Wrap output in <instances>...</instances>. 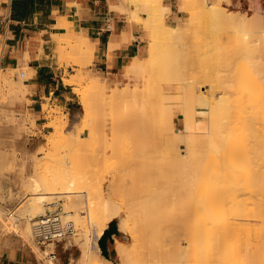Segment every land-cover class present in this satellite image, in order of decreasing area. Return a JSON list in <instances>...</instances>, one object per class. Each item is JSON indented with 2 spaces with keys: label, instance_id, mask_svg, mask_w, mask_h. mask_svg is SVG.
Returning a JSON list of instances; mask_svg holds the SVG:
<instances>
[{
  "label": "rangeland",
  "instance_id": "rangeland-1",
  "mask_svg": "<svg viewBox=\"0 0 264 264\" xmlns=\"http://www.w3.org/2000/svg\"><path fill=\"white\" fill-rule=\"evenodd\" d=\"M126 1H127L128 6L129 5L133 6L135 13L138 12L137 16H135L136 15L135 13H132L131 17L133 19L137 20L138 22H140L142 24L144 30H145L147 49H146L145 56L142 58L146 60L149 58V49H150L151 38H152L151 37L152 36V27L149 24L148 14L139 9V1L140 0H136V1L135 0H126ZM142 1H146V0H142ZM196 2L198 3L199 1L196 0ZM208 2L210 4H215L217 2V0H208ZM198 4H197V6H198ZM176 5H177V9H178V2H176ZM222 5L225 8L226 12L232 13V14H235L237 12L239 16L246 17L248 19L250 18L249 20H251V18L253 19V16L255 18H256V16H259V18L254 22L255 25H252V26H254L255 29H257L258 33H264V8L260 5L258 0H223ZM189 6L192 7V5H189ZM195 15H197L196 8H191L190 12H188L187 14L180 12V19L179 20L184 21L185 17H187L186 21H189L190 19H192L191 21H195L196 20ZM142 17H145V18H142ZM165 22L167 24L171 25V23L168 20V17L165 18ZM176 23H174V24H176ZM182 27H184L185 29L184 28L183 29L186 31L184 33L183 39L185 37L187 40L184 39V42L182 41L183 44L180 46V48L182 50H180V51H183V47H184L185 54H186V56H188V58L186 56L185 57L188 59L189 63H187L188 62L187 60H186L187 62L185 61V59L183 60L182 59L183 57L181 58V60H183V62L185 61V63L188 64V66L185 65L186 67H188L186 69V67L183 66L184 64L182 63L183 64L182 66L185 69L184 74H187V76H185V77L189 78L188 76L191 75V72L193 73L192 76H194V82L189 83L192 87V89L190 88L191 89L190 91H193L195 93V100H194V94L190 93L191 95H193L192 96L193 100L196 101V103H197V100L201 101V103H203V104L205 103V105H203L201 103H198V104H200L202 106H208L209 107L208 103L212 102V101H210V100H212L211 98H214V97L217 98L218 95L220 96L221 94L226 93L225 96H227L231 100L234 99V101H235V99L238 97L237 96L238 93L234 89L233 85L230 87L228 85L222 87V88L227 87L225 89V91L228 90V92L230 94H228L227 92L224 93V90L221 88L220 89H218V88L213 89L211 87L210 91H212V90L214 91V94H213L214 97H212L208 93V92H210L209 86H211V85H209V82H206V80H204V78L207 76V72L209 71L208 76L206 77V78L209 77L208 81H211L210 80L211 75H212V78L214 79V81H216V78H214V77H216L215 75L218 76L216 70L218 72H219V70L220 71L222 70L221 72H223V75H225L224 70L225 69L227 70L228 63L229 64L231 63L230 67H232V68H238V65H237L238 61H241V62L243 61L242 63H245L244 61H246V62L249 61L251 64H253L252 62L255 59V57L257 59V53L258 52L256 54H251L252 56H254V59L251 57V59H253V60H249V59L244 60V59H241L242 57H244L243 54L242 53H236V51H235V49L237 48V44H239L238 40H241V41L256 40V36L253 34V31L250 30L249 28H246L245 32H247L248 34L247 35L243 34L241 31V33L243 34L242 35L240 32L238 33V31L235 32V29L237 28L235 23H233V24H230V23L225 24L224 23V26H222V28L220 27L223 30H221L220 28L215 26V29H214V27H212V29H211L212 31L211 30H210V32H209V30L207 31V32H209L208 34L205 32H200V30H198L199 33L196 35V33H197V32L195 33V30L197 29L196 27L190 28V24L185 23V22L183 23ZM187 33L190 35H188ZM236 33H238V36L240 35L239 36L240 39L238 38V36L237 37L234 36V35H237ZM186 34L188 35L187 37H186ZM230 37H233V39ZM65 41L67 42V44ZM218 41H219V43H218ZM61 42L63 43L64 46H67L69 48V50L71 49V51H73L70 53L68 52V54L65 55L66 58L63 57L65 59H62L63 61L61 63L63 64V62H64L66 67H69V66L75 67L74 69H72V73H77L78 69H81L83 67L79 66L80 62H82V59L80 58V55H78L79 54L78 50L75 51V49H79L80 45H82V47H84V46L86 47L87 41H86L85 36L81 35V39H79V37H76L73 27H71V25H69L67 32L65 34H63V37L61 38ZM220 43H222V44H220ZM73 46H74V48H73ZM222 46H224V47H222ZM219 47H220L222 52L220 50H218ZM0 49H1V47H0ZM226 49H228V50H226ZM233 51H234V53H236V55H234V54L230 55L231 53H233ZM217 52H219V53H217ZM237 52H240V51L237 50ZM215 53H217V54H215ZM182 54L183 53H181V56H183ZM227 56H229V57H227ZM258 56H259V53H258ZM208 59L210 61H208ZM256 59H255V61H256ZM202 60L207 61V63H209V64L208 65L204 64V62ZM211 60H213V61L211 62ZM92 61H93V59H92ZM92 61H90V63H88L87 66L92 64ZM249 62H247V63L249 64ZM200 65H202L203 67ZM210 65H212V66H210ZM214 65L216 67H214ZM87 66H84V67H87ZM207 66H209V67H207ZM224 66H225V68H224ZM76 67H77V69H76ZM20 72L25 73V76L22 77V79H24V81L30 77V71L26 67L19 68V70L16 73V76L17 75L19 76ZM86 72L90 73L89 71H86ZM65 73L67 75H69V71L67 68H65ZM162 74L164 75V73H162ZM10 75L12 76L13 74H10ZM219 75L221 76L222 74H219ZM70 76L71 75H69V77ZM163 77L164 76H161L160 70H158V69L148 70V71H138V72L132 73L128 76H125V78L120 77L119 79L114 80V81L109 80V79H107L101 75V78L104 80L105 84H102L101 82L96 81L91 77L92 80L96 84H98L100 86V88L102 89V91L104 92L103 95H97L98 93L96 94L95 92H94V95L93 94L89 95L92 97V99H91L92 101L96 100L94 102V104H95L94 108L92 107L95 111V113L93 112V114L95 115L94 120L96 119L95 120L96 124L94 125V123H93L91 128H89V126L85 127V125H84L85 122L86 121L90 122V120H91L90 117H92L94 115H92V116L90 115V117H88L90 119L84 118L85 112L83 110V105H82V97H83V89L84 88L75 85L74 91L77 94V103L74 105L73 111L64 110L61 107H58L57 105L52 104L50 101H47L43 105V111H44V113L48 119L47 125L49 126V128L44 133H43V131H40L37 129V127L35 126V123H34L33 116L31 115V113L26 108V103H29L26 99L27 91L24 92L23 94H21V92L20 93L14 92L11 94V91L7 90L8 87H4L3 85H1L3 87H1V90H0V101L7 102L11 99L12 96L14 97V103L9 105L8 109L3 110L1 115H0V119H1L0 125L3 126L6 124V125L14 127V130L12 131V133L10 130H9V133L7 132L9 135H7V133L5 131L4 133H6V134L0 136V142H1L0 148L2 151H5V154L8 153L7 156L10 158L11 164H13L11 170L8 171L7 173L10 176L11 181L16 182L15 184L12 183L11 181L9 182L10 189L13 192L12 193L13 194L12 200H10V201L7 200V202L4 201L1 203L2 208L4 210L6 209L5 213L6 212L8 213L10 211L15 212V215L17 216L15 218H17V219H15L14 221L17 220V223L27 221V219L21 215V210L24 209V205H25L24 200L27 201V198L31 197L32 191L30 190L31 189L30 187L25 186V185L22 186V185L17 184V183L20 182L19 180L21 179V177L27 176V174L31 173L32 164L34 162H39L40 167H39L38 171H40L41 173L49 174V173H54V172H56V173L70 172L72 175H77L78 178H80L79 179L80 181L82 180L79 184L80 186L81 185L88 186L89 184L90 185L92 184L95 186L97 184L102 183L101 186H102L103 193L105 195L106 200H110L114 204L116 203V204H119L121 206L123 205L125 210H124L123 214L121 215V218H125V217L128 218L129 213L132 210H134V213H136V211L139 207H140L139 209L141 210V212L145 210L144 211L145 213H150V215H155V216H151V218H147L148 219L147 220L148 222H147L145 219H143L142 215L140 214L141 212H139L140 210L138 209L139 211L137 214H139L140 217L138 215L139 219H137L138 217H136L135 221L137 222L139 227H141L140 225H142V224H140V222L144 223L146 229L144 228V232H145L144 233L142 230L143 229V227H142V229H141L142 234L144 233V235H145L148 233L149 234V235L147 234L149 236L148 240L150 239L149 240L150 242L151 241L153 242V240H156V241H154L155 242L154 246L157 249H159V247H160V249H161V247H165V248L169 247L170 249H172L173 247L171 248V246H176L178 243H181L184 246L188 242V244L190 243L191 245L194 243L193 246H195V247H197V245H198L197 248L200 247L199 249L196 248L197 250L196 249L194 250L195 247L191 248V251L192 250L194 252L196 251L195 255H197V256H198V253L201 254V256H203V255L206 256V254L209 253L211 257L213 256V257L217 258L218 256H222V254H220V253H226V255L228 257V256H230V254H228L227 251L225 252L224 250L226 249V250L230 251L231 247L233 249L234 244H237L236 247H234L235 248L234 250H236V252H239L240 256L244 255V256H242V258L243 257L245 258L246 255L248 256L250 254L249 251L251 252L250 255L251 256L253 255L252 257H254L256 255L255 252L259 253V249H261V248L259 246L260 245L259 239H257V238H259L258 237V230H259L258 226L259 225H258V223H256L258 220L256 221V218L253 216H252L253 218H250L252 215V212L249 213L248 211L247 212L249 213L250 217L248 215L247 216L250 219L248 217L245 218L244 217L245 215L242 217V215H239V213L242 209L238 208L239 207L238 204L236 205L237 207L236 206L234 207V203H235L234 196L238 194L236 196L238 198L241 194V197H242V195L245 194L244 192L246 190L244 192H242L241 188L243 189L244 187H246V184H245V186H243L244 185L243 184L242 185L243 187L241 186V188L238 187L241 184H238V185L236 184V186L239 188V191L241 190V192L243 193L242 194L241 192H239L240 193L239 194L235 190H234L235 192L233 191V189H232L233 187L231 186L232 183H230V187H232L230 189L229 183L226 181V179L221 180L223 182L225 180V182H227V184H228L227 189L229 188L230 190H232L229 193L228 190L226 189V191L229 193V195L232 192H233L232 193L233 195L235 194L234 196H232L233 198L231 197L232 194L229 196L233 199L232 200L229 198L230 201H232L233 203L232 202L230 203V201L228 203L229 199L226 200V198H225V200L227 201V204H229V205H227L225 203L226 207L227 206H228V208H231L232 206L234 207V208L232 207L233 209H231V211H229V209H227L231 213L225 212L226 211V210H224L225 205L222 203L224 201L223 197H221V199L218 197L220 191L222 193V194L220 193V195L223 196V194H224L225 197L228 196V193H227V195H226V191H224L225 193H223L222 187H224V185L222 187H219L220 183L222 185V182H218V180H216V178H214L215 179L214 180L213 179L214 174L213 175H211V174L215 173V169L221 170L222 167L224 168L225 163L227 161L225 162V159H224V161H223V159H221L222 161L218 160L219 162H221L220 165L218 164L219 168L216 166H213L215 163H217V160H213V161L211 160L212 164H210V167H209V163H207V162H205L206 164L204 163L205 168L202 167L203 170L205 169L202 172V173H204L202 177H203V179L207 177L205 179V183H206L207 188L205 190H203L204 195H206L208 197L207 198L208 202L212 201L215 198L214 201L217 203V205L215 204L214 201L209 202L210 204H213V205H210L207 203V200H205L204 198H203V201L201 200L202 195H203L201 183L198 182V183H200L199 184L200 188H199L198 183H196L194 181L195 179L197 180L198 176L194 180H192L191 176L189 175L191 178L190 179L189 176L187 175V173H189L188 172L189 168H191L192 166L189 165L188 170H185V171H187L186 173L183 170V168L186 165H185V163H182V161H180L181 159L179 158L180 159L179 160L178 157L181 155H183V156L186 155L185 151H186V147H187L186 146L187 139H186L185 135H182L183 138L181 136V137L176 138V139H174V138L170 139V136L168 135V131H167L168 129L166 130V128H167V126H166V121H167L166 119L167 118L166 117H167L168 109H170V112L172 114L173 128H176V129L185 128V124H184L185 123V121H184L185 116L183 114V106H182L183 82L181 80L179 81V79H177L179 82L178 81L174 82L172 80L170 82L168 80L169 76L167 78V81L164 80L165 77H164V79H163ZM12 78H14V75L12 76ZM19 78H21V76H19ZM191 78L187 79L186 82H188ZM192 80H193V78L191 79V81ZM184 82H185V80H184ZM212 83H213V80H212ZM184 86L186 87L187 83H185ZM125 87L127 89L129 88L131 90L137 89L136 92H139V91L143 92L144 91L147 94L146 98H148V100H149V102H147V105L141 99H140L141 101H139L138 98H137L138 100L137 99L135 100V97L132 98L133 96L131 97L129 95H126L123 97L122 95H120L119 93L123 92V90H125ZM122 88H124V89H122ZM3 89H5V90H3ZM2 90L4 92H1ZM234 90H235V93H237V94L234 93V95H233ZM7 91H8V93H7ZM16 93H18L17 96L19 98H17ZM115 95H117L118 97L116 96L117 97L116 98ZM93 96H97V97L101 96L102 98L104 97L102 99L103 103H102V101H100L101 99L99 100V98H98V100H97L96 97H93ZM196 96H197V98H196ZM231 96H233L234 98ZM200 97H204L205 99L207 98L206 99L207 101L204 102L203 101L204 99H201ZM93 98H94V100H93ZM199 99H201V100H199ZM208 99H210V100H208ZM142 102H144L145 105L143 104V106H142V104H141ZM91 103L93 104V102H91ZM129 115H130V117L132 116V120H133V115H134V118H137V119H139V117H140L141 121L143 118H145L147 120L144 119L146 122L144 124L142 123L143 126H141L140 124L138 125L136 123H134L135 125H133V123L131 124V122L128 119ZM147 116H148V118H147ZM85 117H86V115H85ZM115 119H118V121H115ZM83 120H86V121H83ZM64 121L65 122L67 121V122L65 123ZM7 122H10V124ZM81 122H83V123H81ZM56 124H58L59 127H62L61 129L63 131L64 137L70 136V139H71V137H75V136L79 137L77 134H79L80 132H81V134H79V135H84L83 139L80 140L79 142L77 141V144L74 143L75 147H74V145L72 147V150H73V148H75L76 152L75 151L74 152L76 153V155H74V156H77V157H74L76 159L74 161H72L73 163L71 165H69V167L63 166V161L60 162L61 160H63V158H61L62 156H60V155H63V154L68 155V151H70L69 152L70 155L71 154L73 155L74 153H71V150H68L67 148L64 149V148L58 147L57 140L59 139V135L56 132ZM90 124L88 123V125H90ZM117 124H119V125H117ZM82 125H84V127ZM79 126L82 127V129H80ZM261 128H262V126H261ZM79 129H80V131H77ZM47 131H49V132H47ZM4 133H2V134H4ZM3 140H4V143L2 142ZM65 150H68V151H65ZM56 152H57V156H56ZM54 155H55L56 159L53 158ZM70 155H68V157ZM57 157L61 158L59 161L60 163H56ZM52 158H53V161H52ZM71 159H73V157ZM155 159L157 160V162ZM174 161H176V162L174 164H172V162H174ZM214 161H215V163H213ZM241 161L244 162L242 159H241ZM241 161H239V160H238V162L236 161L235 165L233 164L235 161H233L232 164H230L231 163L230 161L227 163L226 166H227V169H229L228 170L229 172L227 173V176H226V177H228L227 180H230L231 182L236 181L235 183L240 181V179H242L244 182L249 180V179H247L248 177H250L249 173H251L249 171L250 170L249 167L251 166V169H253V163L251 161L250 166L248 163L246 166L245 165L246 162L243 164ZM180 162H181V165L183 164V168L182 169L180 168L178 171H181V170L184 171V172H182L183 174L181 172H179L183 176H184V173L186 174V176L182 177V179L180 177H178L179 173H177L178 172L177 169L179 167H182L179 164ZM170 163H171V165H169L170 168H168L167 165ZM237 163H239V164H237ZM151 164L154 165L153 166L154 170H152ZM229 164H230V167H232V168H229V166H228ZM22 165H24V169H23L24 172L22 171L24 174L21 172ZM148 165H149V167L151 166L150 169L147 167ZM222 165H224V166H222ZM232 165H234V168ZM155 166H156V169L158 166V171L155 169ZM172 166H174V167H172ZM247 167L249 170H247ZM263 167H264V165H263ZM235 168H236V170L239 169V173H240V170H242L241 171L242 175L244 174V171H247V173H246V174H248L247 177H246V174H244L243 177H240L239 173H237V172L234 173L232 171V169H235ZM243 168H244V170H243ZM184 169H186V168H184ZM209 169H211L210 170L211 172L209 171ZM263 169L264 168H262V170ZM149 170H150V172H148ZM155 170L159 174V175L157 174L159 176V178L157 176H156V178L159 179V182H158L159 184L161 181L160 185L157 183L158 179H156V178H153L154 181L151 180L154 184L150 183L151 184L150 185L148 182V179H150V176L151 177H153V175L155 176V174H154ZM170 171H173L175 173H171ZM230 171H232L234 174H236V173H237V175L239 174L238 178L237 179L234 178L235 175L233 174L234 175L233 176ZM253 171H254V169H253ZM151 172L153 175L151 174ZM221 172H222V170H221ZM202 173L201 174L199 173L200 174L199 177L202 175ZM225 173L223 172L222 174H225ZM219 174H220V172L216 173L215 175H217V176H215V177L220 176ZM244 176L246 177L247 180L244 179L245 178ZM136 177H137L139 183L134 181V179ZM174 177H176L178 179H176ZM186 177H188L190 180V181L187 180L188 182H191V180H192L194 183L197 184V185L195 184L197 187H195L193 185L195 189L198 188L197 190H194V192H193V190L191 189L192 190L191 191L189 185H187L189 187V190L187 189L188 187L186 186V183L184 182L186 179H183ZM143 178H145V180ZM179 179L181 182L179 181ZM212 180L214 182H218V185H215V186L212 185L214 183ZM141 181H142V184H141ZM169 181H170V185H169ZM144 182H145V186H147V182H148L149 186H152V187H150L152 189L151 191H149L150 189L148 187H147L148 192L146 191L147 188L144 186ZM162 182H163V184H162ZM183 182L185 183V187L182 190L181 188L183 187ZM201 182H202V180H201ZM135 183L138 185H136ZM240 183H243V182L240 181ZM248 183L250 184V187L252 186L253 191L251 190L252 192H250V190H249V192H248V190H247L246 193L250 194L251 197H253V198L255 197L254 199L257 202L256 196H258V194L256 191H254V190H257L255 188L256 186H255V184L253 185L250 182H248ZM248 183H247V187H248ZM171 184L174 186V189L176 187V189L178 190L177 193L179 195L174 194V192H173L174 189H173V186ZM135 185H136V188L133 187ZM162 185H164V186H162ZM190 185H191V183H190ZM139 186H140V188H139ZM169 186H170V188H169ZM179 186H181V187H179ZM212 186H214L213 188H215V191H217L216 189L219 190L218 193L216 192L217 195L216 194L213 195L214 191H212L213 190ZM233 186H234V184H233ZM137 187L139 189H137ZM155 187L157 190L160 189L159 190L160 192H158L159 194L157 193L158 195H156L153 191V190L156 191ZM237 187L234 189L238 190ZM178 188L181 189V192H182V195L184 198L181 197L182 195H180L181 192L179 193L180 189H178ZM20 189H21V191H20ZM134 189H136V190H134ZM249 189H251V188H249ZM161 190H162V192H161ZM171 190H172V192L170 193ZM184 190H185V192H186V190L188 192H186V193L184 192V194H183ZM17 192L21 195H19ZM192 192L195 193L193 195L195 197L193 200L195 206L193 205V207L196 208L197 203H195V201H197L199 203L200 202H202L203 204L205 203L204 205L202 203H200L201 205L204 206V208L199 203H198L200 205L199 209L198 208L195 209L193 207H190L193 204V202L189 199L190 203H192V204L188 203L189 202L188 198L192 195L191 194ZM185 194H186V199H185ZM247 194H246V196H247ZM250 195H248V198L252 199L250 197ZM170 196H171V198L168 199V197H170ZM211 196H212V198H211ZM216 196L218 197V199H217L218 201L216 200ZM244 196L242 198L244 201L245 200L248 201V202H246L248 205V208L249 207L252 208V206H250V205L253 202L251 201L252 203L250 204L249 199H244ZM94 197H96V195H94ZM172 197L174 199H176L178 197L177 200L174 201V203H171ZM179 197H180V199H179ZM72 198H77V197L73 196ZM150 198H152V199H150ZM182 198L185 199L186 201H188V202L184 201L186 204H189V206H187V209L185 207V209L188 213L189 212L192 213L190 210L192 208H193L192 210L194 213H195V211H197V214H199V212L201 210L203 212V209L208 208L207 209L208 213H210V214H208V216H210L211 221L214 220L210 224L212 225V224H215L216 221L217 222L219 221V223L217 225L215 224L216 227L218 226L217 229H215V227L213 225L216 234L219 231H229V228L226 229L227 227L226 228H224V226L221 227V225H223L224 222H225V224L230 223L231 225H233V224L235 225V226L233 225V227L230 226L231 227L230 231L234 230L233 232L230 233V237H229L230 231L225 232L224 236L222 237L221 244L223 245V247L221 249L216 248L219 245L215 241H213V240H215L214 238H212L213 240L210 238L212 241H209L210 239L208 237H210V236L212 237V235H213V233L210 234V232L212 230L209 232V229H208L209 233L208 232L207 233L210 236L205 231L204 234H206V236L208 235L206 238H205V236L202 237L203 235L201 237H199V236L196 237L197 239L200 238L199 241L201 240L200 241L201 245H200L199 241L196 240V238H195V241H197V242L195 245V241L191 238V234L188 232V230H190V228H188V230H187V227H190V225H187L186 229H184V230H183V228L180 229L178 226L176 227V225L179 222H181V221H179V218L181 220L180 211L182 210L181 207H182L183 203L181 202L182 203L181 204L179 202V200H181ZM239 199L242 200L241 198H239ZM239 199H237V200H239ZM254 199H252V200H254ZM95 200L98 201V199H96V198H95ZM240 200L238 202H241ZM151 201H153V202H151ZM154 202H156L155 208H157L158 211L155 210L154 207L152 208V206H154L153 205ZM238 202L236 201V203H238ZM63 203H64V199H59L56 204L55 203L51 204L50 205L51 210L47 209L46 212L56 210V211L61 213L63 211V207H64ZM145 203L147 205L146 207H144ZM148 203H150V204H148ZM221 203L224 206L221 205ZM243 203H245V202H243ZM149 205H150L151 209L148 208ZM170 205L172 206V208ZM19 206H21V207H19ZM175 206L177 208L178 207L179 208L177 209ZM220 206L224 207L223 211H221V209L223 207L220 208ZM142 207L144 209H142ZM241 207H243V206H241ZM135 209H136V211H135ZM188 209H189V211H188ZM209 209L210 210L212 209V210L210 211ZM234 209H237V210L239 209L238 210L239 213L236 212V210L234 211ZM246 210H247V206L244 209V211H241V212H243L242 214H244L246 212ZM83 211L84 212L82 214L86 216L85 217V229L87 230V228L89 227L88 230H90V228H93V225H91L92 223L90 224L88 222V214L86 212V208H83ZM155 211H156V213H155ZM253 211H255V209H253ZM144 212H142V213H144ZM202 212H201L200 216L199 215H197L198 217L196 216L197 218L196 217L193 218L194 215L192 216V219L195 220V221L194 220L193 221L196 222L197 225L194 224V222H193V224L197 227H199V226L201 227L203 225L201 222L204 223V221L206 220L204 217L205 214H203ZM167 213L170 215H168ZM183 213L184 212L181 213L182 216H183ZM228 213L231 215L229 217L225 216ZM235 213H237L238 215H235ZM178 214H179V216L177 217L176 215H178ZM36 216H38V215H36ZM220 216H222L223 221H221ZM237 216H238V218H237ZM239 216H241V217H239ZM35 217H33V219ZM169 217H171V218H169ZM211 217L213 220L211 219ZM90 218H91V216H89V219ZM121 218L118 217L117 221L120 222ZM176 218L178 219V221ZM192 219L190 221H192ZM198 219H201L200 220L201 222L198 223L197 222ZM202 219H204V221ZM238 219H240L241 221H246V222H239ZM175 220H176V222H173ZM230 220H231V222H230ZM232 220H235V222H233ZM8 221L10 223L12 222L10 220H8ZM71 221H73V220H71ZM138 221H140V222H138ZM170 221L172 223H170ZM190 221H189V223H191ZM248 221H250V222H248ZM86 223H87V225H86ZM198 224H200V225H198ZM74 225H75V222H74ZM90 226H92V227H90ZM75 227L77 230L76 235L67 240L68 243L70 242L69 243L70 246H69L68 250H66V252H63L60 248L57 247V245L56 246L52 245L50 250H53L55 247L57 257L58 258L62 257L63 262H65V260H67V262H69L71 264H85L83 262V258L81 257V249H80L81 244L80 243H82V241H83V238L81 236V232L82 231L85 232L86 230L81 229V227H79V225H75ZM236 227H238V228L236 229ZM241 227H242V230H241ZM232 228H233V230H232ZM15 229L17 230V227H15ZM160 229H161V231H160ZM192 229H194V226ZM195 229H199V228L195 227ZM139 230H140V228H139ZM177 230H179V231H177ZM182 230H183V232H182ZM18 231H19V229H18ZM170 231H171V233H170ZM175 231H177V232H175ZM2 233H0V237H3V236L8 237L9 236V235H7L6 231L2 232ZM169 233H170V235H169ZM144 235H142L143 239H146L147 236L145 235V237H144ZM10 236H11V238L14 236L12 239H16V240L22 242L23 244H25L26 246H29V248L32 251H34V248L37 246L33 242L32 237H31V241H28V240L16 238L18 236H15V235H10ZM10 236H9V238H10ZM126 236H127V241L131 242V240H132L131 237L128 235H126ZM169 238H171V240ZM225 238H227V239L225 240ZM146 240H144V242H146V243L149 242ZM202 240L205 242L202 243ZM206 240H208V243L211 242V244H213L212 245L213 247H210V245L208 246L207 245L208 243H206ZM235 242H237V243H235ZM197 243H199V244H197ZM205 243H206V245H205ZM215 243L217 245H214ZM30 244H33L32 245L33 248ZM238 244H239V249H238ZM157 245H160V246H157ZM193 246H191V247H193ZM225 247H227V248H225ZM37 248H39V247L37 246ZM247 248H249V249H247ZM46 249H48V248H46ZM220 250H221V252H220ZM193 251L190 254V259H192V261L193 260L195 261L196 257L193 256L194 255ZM216 251H218L217 256L214 255V254H216ZM206 252H208V253H206ZM247 252H248V254H247ZM231 254H233V252H231ZM35 255L37 256V258L39 260L44 258V254L40 253V255H39L38 253H35ZM201 256H198V257H201ZM224 257L227 259L226 256H224ZM248 257L250 258V256H248ZM248 257H246V259H244L245 264H247V263L248 264L249 263L250 264H252V263L256 264L255 263L256 261L258 264V260H257L258 256L257 257L255 256L257 259L255 257L253 258L254 259L253 262L251 260H249ZM227 260H224V261H227ZM246 260H247V262H246ZM113 262H115V263L119 262L118 257H117L116 261H113ZM227 262L230 264V259ZM223 263H225V262H223ZM223 263H221V264H223ZM49 264H51V261H49ZM238 264H240V263H238Z\"/></svg>",
  "mask_w": 264,
  "mask_h": 264
},
{
  "label": "bare ground",
  "instance_id": "bare-ground-1",
  "mask_svg": "<svg viewBox=\"0 0 264 264\" xmlns=\"http://www.w3.org/2000/svg\"><path fill=\"white\" fill-rule=\"evenodd\" d=\"M124 1L127 3L126 0H124ZM198 1H199L198 2L199 4L196 2V0L195 1L194 0H177V2H178V10L180 12H182V13L187 14L188 12H190L191 8H196V10H197V15H195L196 16V20L195 21H191L192 19H190L189 21H186L187 17H185V20H184L185 23H189L190 24V28L191 27H193V28L196 27L197 28L195 30V33L197 32L196 35L199 33L198 30H200V32H205V33L208 34L210 32V30L212 29V27H214V29H215V26L218 27V28H220V27L222 28V26H224V23L225 24H227V23H230V24L235 23L236 26H237V28L235 29V32L238 31V33L239 32L241 33V31H242L243 34L247 35L248 33L245 32V29L249 28L250 30L253 31V34L256 36V40H244V41L238 40L239 44H237V48L236 49L238 51H240V52H237V50L235 49L236 53H242L243 54L244 57H242L241 59H244V60L245 59L246 60L247 59L253 60L254 56H252L251 54H256L258 52L259 53V56H258V53H257V59L258 60L255 57L256 61L254 59L253 62H252L253 64H251L249 61H247V62H249L250 65L246 61H244L245 63H242L243 61L242 62L238 61V64H237L238 68H232V67H230L231 63L230 64L228 63L227 70L226 69H225L226 71L224 70L225 75H223V72H221L222 70L221 71L219 70V72L216 70V72L218 74V76L215 75L216 77H214V78H216V81H214V79L212 78V75H211L212 73L210 74L211 75L210 77L212 79L210 78L211 81H208L209 77L208 78H206V77L208 76V72H209L208 70L209 69L207 68L208 72H207V76L205 77L206 79L204 78V80H206V82H209V85H211V86H209L210 88L208 87L209 91H210L211 87L213 89H217V88L220 89L221 88V89L224 90V93L227 92L228 94H230L228 92V90L225 91V89L227 87H224V88H222V87L223 86H227V85L230 87V86L233 85L234 89L238 93V95H237L238 97L235 99V101H234V99L231 100L227 96H225L226 93L225 94H221L220 96L218 95L219 97L216 95L217 98H215L213 96V94H214L213 90H212L213 92L212 91L208 92L210 94V96L214 97V98H211L212 100L208 99V100L212 101L211 103H208L209 107L208 106H202V105L198 104V103H201V101L197 100V103H196V101H194L195 100V93L193 91H190L192 89V87L189 84V83H193L194 82V76H192L193 73L191 72V75L188 76V77L189 78L192 77L193 80L191 81V79H192L191 78L188 82H186V80L189 79V78L185 77V76H187V74H184L185 69L183 68V66H185V65L188 66L187 63H189V61L187 59L188 56H186V54H185L184 47H183V51H180V50H182L180 48V46L183 44L182 41L184 42V39H186L185 37L183 39L184 33L186 32L184 30L185 28L182 27L184 22L181 23V25L178 24L177 26L169 25V24H167L165 22L166 16L170 15L171 11H170V7L168 5L163 4V0H146V1L140 0L139 1V9L141 11H144L145 13L148 14L149 24L152 27V36H151L152 38H151V44H150V49H149V58L144 60V61H141V59L139 60L138 58H133L134 59L133 62H131V63H129V64H127V65H125L123 67V69H122L123 72L122 73H123L124 76H128V75H130L132 73H135V72H138V71H148V70L158 69V70H160L161 76L165 77V79L163 77L164 80L167 81V78L169 76L170 79L168 78V80L170 82H171V80L174 81V82L178 81L177 79H179V81L181 80L183 82V97H182V101L183 102H182V106H183V114L185 116L184 117L185 128H182V129L173 128L172 114L170 112V109H168L167 117H166L167 118L166 119L167 120L166 121V126H167L166 130L168 129L167 131H168V135L170 136V139L171 138L172 139L173 138L176 139V138L181 137L182 135H185V137L187 139V141H186V146L187 147H186V151H185L186 155H184V156L181 155L182 157L181 156L178 157V159L179 158L181 159V160L180 159L179 160L182 161V163H185L186 166L184 168H186V169L183 168V164L181 165V162H180L179 164L182 167H179L177 169V171L180 168L181 169L183 168V170L185 171V170H188L189 165L192 166L191 168H189L190 171L188 170L189 173H187V175L188 176L190 175L192 180H194L198 176L197 180L195 179L194 181L196 183H198V182L201 183L202 193H203L201 200L203 201V198L205 200H207V198H208L206 195H204V191H203V190H205L207 188L206 187V183H205V179L207 177L204 178V179L202 177L203 174H204L202 172L205 170V169L204 170L202 169V167L205 168L204 163L205 162L209 163V167H210V164H212L211 160L212 161L213 160H217V163H215V161L213 162V163H215L213 166L218 167V164L219 165L221 164V162H219L218 160L222 161L221 159H223V161H224V159H225V162L227 161L225 163V166L222 165V166H224V168L222 167V169H221L222 172H221V170H216L215 169V173H212L211 175L214 174L213 179L216 178V180H218V182H222V185L220 183L219 187H222L224 185L225 188L222 187L223 188V193H225L224 191H226V189H227V186H228L227 182H228L230 189L233 187L232 188L233 191L235 190L238 193L241 192V190H242V192H244L246 190L244 192L245 196L242 195V197L244 196V199H249V203L250 204L252 202L256 203V204L254 203L255 205L252 203L250 205V206H252V208L251 207L248 208V205L246 203L248 201H246V200L244 201L243 198L241 197L240 193H239L240 196L238 198L236 197L238 194L237 195L234 194L235 196L232 194L233 192L231 193L232 195L230 194L231 197L234 196L235 203H236V201L238 202L240 200L239 198L242 199V200H240L241 202H238L236 204L234 203V207L238 204V206H239L238 208L242 209L241 211H244V209L247 206V210H246V212L244 214H242L243 212H241V211H240V213H241L240 214L239 211H238L239 209L238 210L234 209V211L236 210V212H238L239 215H242V217L245 215L244 216L245 218L248 217V216L250 217L249 213L252 212V215H251L250 218L255 217L256 221L258 220L256 223H258V225H259L258 226V229H259L258 230V237L259 238H257V239H259V244H260L259 246H260L261 249H259V253L255 252L256 253L255 256L256 257L258 256V259L255 256L254 257L258 260V264H264V169L262 170V168H264L263 167V165H264V33H258L257 29H255V27L252 26V25H255L254 22L259 18V16L255 15L256 18L253 16V19L251 18V20H249L250 18L248 19L246 17H241V16L238 15L237 12L235 14L228 13V12H226L225 8L222 5V1L223 0H217V2L215 4H210L208 2V0H198ZM188 4L192 5V7L189 6ZM197 4H198L199 7L197 6ZM116 9H118V7H116ZM131 13H135V12L133 11ZM135 14H136L135 16H137L138 12L135 13ZM63 21H65V20H63ZM59 22H60V20H59ZM61 24H62V20H61L60 25ZM60 25L58 23V26H60ZM61 26H63V24ZM71 27H73L76 37H79V39H81V35L82 34H81L80 30L78 28L72 26V25H71ZM208 30H209V32H207ZM221 30H223V29H221ZM238 33H236L237 35H234V36L237 37ZM187 34H186V37L188 35H190V34H188V35ZM239 36H238V38H239ZM230 38L233 39V37H230ZM219 41H218V43H219ZM66 44H67V42H66ZM220 44H222V43H220ZM87 45L88 44H86V47L84 46L85 48L82 47V45H80L81 47L79 46V49H75V51L78 50V53H79L78 55H80V58L82 59V62H80L79 66H86L94 58V47H93V45H91V44H89L88 46ZM224 46H222V47H224ZM73 48H74V46H73ZM218 50L221 51L220 47H219ZM226 50H228V49H226ZM68 52L70 53V52H73V51H71V49L69 50V48L67 46L61 45V49H60V53H59L60 55L58 54L60 62L63 61L62 59L66 58L65 55H67ZM219 52H217V53H219ZM181 53H183L182 54L183 56H181ZM217 53H215V54H217ZM236 53H234V51H233V53H231L230 55H233V54L236 55ZM25 56H27V55H25ZM63 57H65V58H63ZM227 57H229V56H227ZM251 57L253 59H251ZM181 58L183 60L185 59V61L187 60L188 62L187 61H186L187 63H185V61L183 62V60H181ZM202 61L204 62V64H207V65L209 64V63H207V61H204V60H202ZM208 61H210V60L208 59ZM212 61L213 60H211V62ZM60 64L62 65V63H60ZM63 64H64V62H63ZM22 66H24L23 63H22ZM200 66H202V65H200ZM210 66H212V65H210ZM207 67H209V66H207ZM214 67H216V66L214 65ZM187 68L188 67H186V69ZM224 68H225V66H224ZM18 70H19V68L7 69V70H4L3 68L0 69V90H1V87L4 86V87H8L7 90L11 91V94L14 93V92H18V93L21 92V94H23L24 92L28 91V88H27V86L25 84L24 79H22V77L19 78L20 75L19 76L17 75L18 77L16 76V73H17ZM162 73H164V75ZM10 74H13L14 78H12L13 75L11 76ZM219 74H222V75L220 76ZM184 80H185V82H184ZM212 80H213L214 84L212 83ZM64 81H65V83H67L69 85H74V86L76 85V86H80V87L84 88L83 89V97H82L83 110H84L85 115H86V117L84 115V118L87 119L88 117H90V115L91 116L94 115L93 112L95 113V111H94L93 108L95 106L94 102L96 100L92 101L91 100L92 97L89 96V95H92V94L94 95V92L96 94L98 93L97 95H103L104 92L102 91V89L100 88V86L98 84L93 83L90 80L88 72L81 71V70L78 69L76 74H73V75H71L68 78H65ZM185 83H187L186 87L184 86ZM1 85H3V86H1ZM5 89H3V90H5ZM122 89H124V88H122ZM3 90L1 92H4ZM132 90L129 89V88L127 89L125 87V90H123V92H120L119 94L122 95L123 97L126 96V95H129L131 97L133 96L132 98L135 97V100L138 98L139 101L142 100L147 105V102H149L148 98H146L147 94L144 91L143 92L142 91L141 92L140 91L136 92L137 89H134L133 90L134 92ZM235 90L233 91V95L235 93ZM7 93H8V91H7ZM18 93H16V96H17ZM190 93L194 94V100L192 98L193 95H191ZM237 93H235V94H237ZM116 96L117 95H115V97ZM93 97H96L97 100H98V98H99V100L101 99L100 101H102V103H103L102 99L104 97L103 98L101 96H99V97L93 96ZM231 97H233V96H231ZM17 98H19V97L17 96ZM196 98H197V96H196ZM200 98L204 99L203 100L204 102L207 101L206 100L207 98L206 99L204 97H200ZM201 99H199V100H201ZM93 100H94V98H93ZM91 102H93V104ZM144 102L141 103L142 106H143V104L145 105ZM13 103H14V97L13 96L7 102L0 101V115H1L3 110L8 109L9 105H11ZM201 104H203V103H201ZM203 105H205V103ZM128 117H129L128 118L129 121L131 122V124L133 123V125H135L134 123H136L138 125L140 124L141 126H143V124L146 122L145 120H147V119L143 118L142 121H141L140 117H139V119H137V118H134V115H133V120H132V116L130 117V115H129ZM90 118H91L90 122L86 121V120H83V121L87 122V123L85 122V124H84L85 127L89 126V128H91L93 123H94V125L96 124L95 123L96 119L94 120L95 115L90 117ZM90 118H88V119H90ZM147 118H148V116H147ZM115 121H118V119H115ZM7 123L10 124V122H7ZM81 123H83V122H81ZM88 123L89 124L91 123L90 124L91 126L88 125ZM84 125H82V126L84 127ZM117 125H119V124H117ZM261 126H262V128H261ZM61 128L62 127H59L58 124H56V132L59 135V139L57 140V145L60 148H64V149L67 148L68 150H71V153H74V154L70 155V153H69L70 151L65 150V151H68V155H70V156L68 157V155H65V154L60 155V156H62L61 158H63V160L60 161L61 158L57 157L56 163H60V162L63 161V166H65V167L68 166L69 167V165H71L73 163L72 161H74L76 159L74 157H77V156H74V155H76V153H75L76 150H75V148H73V150H72V147H73L74 143L77 144V141L79 142L80 140H82L84 135H79V134H81V132H80L79 134H77L79 137L75 136V137H71V139H70V136L69 137L68 136L64 137L63 131H62ZM80 129H82V127H80ZM80 129L77 130V131H80ZM9 130L12 133V131L14 130V127L6 125V124L3 125V126L0 125V136L5 135L7 132L9 133ZM5 131H6V133H4ZM2 133H4V134H2ZM8 133H7V135H9ZM182 138H183V136H182ZM2 142L4 143V140ZM74 147H75V145H74ZM7 154H5V151H2L1 148H0V233L6 231L7 235H9V236L10 235H15V236H18L16 238L31 241V226H32V222L31 221H32L33 217H35L36 215L45 214L47 209L51 210V208H50L51 204H53V203L56 204L59 199H64L63 211L60 213L64 220H70L71 219V220H73L75 222V225H79V227H81V229L84 230L85 229V217L86 216L83 215L82 213L84 212L83 208H86V212L88 214V222L90 224L92 223L91 225H93V228H90V230H88L89 229V227H88L87 230L85 229L86 230L85 232L84 231L81 232V236L83 238V241H82V243H80L81 244L80 249H81V257L83 258V262L85 264H221L223 262H225L223 264H226V263L229 264L227 262L229 259H230V264H232V263L233 264H238V263L245 264L244 259H246V257H248V256H250V258L248 257L249 260H251L252 262L254 260L253 259L254 257H252L253 255L252 256L250 255L251 254L250 251H249L250 254L248 256L246 255L245 258L244 257L242 258V256H244V255L240 256V253L236 252V250H234L235 249L234 247H236L237 244H234L233 245L234 246L233 249L231 247L230 251L226 250V249L225 250L223 249L225 252L227 251V253L230 254V256L227 257L226 253H220V254H222V256L223 255L226 256L227 259L229 258L228 260L224 256L223 257L222 256H218L217 258H215L213 256L211 257L208 252H206L208 254L205 253L206 256L203 255L204 257L201 256V254H199L197 252L198 256H201V257H198L197 255H195L196 251L194 252L192 250L193 253H194L193 256L196 257L195 261L194 260L192 261V259H190V254L192 252L191 248H194L195 246H193L194 243L191 245L190 243L188 244V242L184 246L181 243H178L176 246H171V248L173 247L172 249H170L169 247L168 248L161 247V249L159 247V249H157L154 246V244H155L154 241H156V240H153L154 243L152 241L150 242L149 241L150 239L148 240V238H149V236H148L149 234L148 233H147L148 235L145 234L147 236L146 237L147 240L143 239L142 235H144V233H145L144 232V228H145L144 223L138 221V222H140V224H142V225H140L141 227H139V225L135 221L136 217H138V215H139L137 213L140 210L139 209L140 207L138 208L139 210L137 209V211L135 209L136 213H134V210H132L129 213V217L128 218H126V217L125 218H121V215L123 214V212L125 210L123 205L121 206V205L116 204V203L114 204L110 200H106L105 195L103 193L102 186H101L102 183L97 184L95 186L92 185V184H91L92 186L90 184L88 186H86V185H84V186L81 185L80 186L79 184H80V182L82 180L80 181L79 180L80 178H78L77 175H72L70 172H65V173H56V172H54V173L44 174V173H41L40 171H38V169L40 167V163L39 162H34L32 164L31 173L27 174V176L21 177V179L19 180L20 182L18 181L19 183H17V184H20L22 186L25 185V186L30 187L31 188L30 190L32 191L31 192V197H28L29 199L27 198V201L24 200V202H25L24 209L21 210V215L24 218H26L27 221L26 222L17 223V220L14 221L15 219H17V218H15V217H17L15 215V212L10 211L8 213L7 212L5 213L6 209L4 210L2 208V205H1L2 202H4V201L7 202V200L10 201L13 198V196H12L13 192L11 191L10 185H9V182L11 181V178H10V176L7 173L8 171L11 170L13 164H11L10 158L7 156ZM56 156H57V152H56ZM72 157H73V159H71ZM53 158L56 159L55 155L53 156ZM53 158H52V161H53ZM241 159L244 162H242ZM228 160L231 162L230 164H232L233 161H235L233 163L234 165H235L236 161L238 162V160L241 161L243 164L246 162V164H245L246 166H247V163L250 166V163L252 161L254 171H253V169H251V166L250 167L248 166L250 170L248 169V167H247V170H249L253 175L251 173H249L250 177H248L247 179H249V180H247L246 177H247L248 174H246L247 171H244V174H246V177L244 176L245 177L244 179H246L247 181L244 182L242 179H240V181L243 182V183H240V181L235 183L236 181L235 182L234 181L231 182L230 180H227L228 177H226V176H227V173L229 172L228 171L229 169H227L226 165L229 162ZM156 162H157V160H156ZM175 162L176 161L172 162V164H174ZM230 164L228 166H229V168H232V167H230ZM237 164H239V163H237ZM169 165H171V163L167 165L168 168H170ZM234 165H232L233 168H234ZM153 166L154 165H152V167L150 166L152 168V170H154ZM147 167L150 169L149 165ZM172 167H174V166H172ZM23 169H24V165H22L21 172L23 171ZM155 169H156V166H155ZM156 170L158 171V166H157ZM156 170L154 171L155 172L154 173L155 176L152 174V172H153L152 171L151 174L153 175V177L150 176V179H148L146 177L148 179L149 184L153 183L151 180H153V178H156V176L159 178V176H158L159 174H158V172ZM210 170L211 169H209V171ZM243 170H244V168H243ZM173 171H170V172L171 173H175ZM184 171L181 170V171H178L177 173H179V172L182 173ZM232 171L234 173L235 172L239 173V169L236 170V168L232 169ZM232 171H230V172L233 175L234 173ZM241 171L242 170H240V173H239L240 175L239 174L238 175L240 177H243L244 174L242 175ZM148 172H150V170ZM186 172L187 171H185V173ZM218 172H220V174H219L220 176L215 177V176H217L215 174L218 173ZM223 172L224 173L226 172L225 173L226 175L222 174ZM185 173H184V176H186ZM199 173L200 174L202 173V175L200 177H199V175H200ZM237 173L234 174L235 176L233 175L234 178H236V179L238 178ZM182 174H180V173L178 174L179 175L178 177H180L181 179H182V177H184ZM190 176H189V178H190ZM158 178H156V179H158ZM174 178H176V177H174ZM187 178L188 177L183 178V179H186L185 181L184 180L183 181L186 183V186L189 185L190 190L192 189L193 192H194V190L198 189V188H196V189L194 188V186L197 187L196 186L197 184L194 183L192 180H191V182H188L187 180H189V178L188 179ZM143 179L145 180V178H143ZM176 179H178V178H176ZM222 179H226L227 182H225V180H224V182L221 181ZM201 180H202V182H201ZM134 181L139 183L137 177L134 179ZM179 181H180V179H179ZM148 182H147V186H145V182H144V186L146 188L148 187L150 189L149 191H151L152 189L150 187H152V186H149ZM158 182H159V179L157 180V183ZM184 182H183V187L181 188L182 190L185 187V183ZM218 182H214L212 185H214V186L218 185ZM246 182L247 183L250 182L253 185L255 184L256 187L255 186L254 187L257 190H254V191H256L257 194H258V196H256L257 202L254 199L255 197L253 198V197H251L250 194L246 193L247 190H248V192H249V190H250V192L253 191L252 190V186L250 187V184L248 183V187L251 188V189H249L247 187V183ZM12 183L15 184L16 182H12ZM190 183H191V185H190ZM200 183H198V187H199ZM230 183H232L231 184L232 187H230ZM141 184H142V181H141ZM160 184H161V181H160ZM162 184H163V182H162ZM233 184H234L235 187L233 186ZM236 184L237 185L241 184L240 186H238L239 188H241V186L243 184H244L243 186H245V184H246V187H244L245 189L241 188V190L239 191V188L236 186ZM136 185H138V184H136ZM136 185L133 186V187L136 188ZM169 185H170V181H169ZM162 186H164V185H162ZM181 186H179V187H181ZM214 186H212V188ZM189 187L187 188L188 190H189ZM236 187H237L238 190L234 189ZM139 188H140V186H139ZM139 188L137 187V189H139ZM148 188L146 190L147 192H148ZM169 188H170V186H169ZM229 188L227 190L230 193L232 190H230ZM155 189H156V187H155ZM173 189H174V186H173ZM178 189H180V188H178ZM181 189L179 190V193L181 192ZM134 190H136V189H134ZM159 190L156 189V191L155 190H153V191H154V193L156 195H158L159 194L158 192H160ZM216 190L217 191H215V188H213V190H212V191H214V193L212 192L213 195L214 194L217 195L219 190L218 189H216ZM20 191H21V189H20ZM161 192H162V190H161ZM171 192H172V190L170 191V193ZM173 192H174V194H178L177 193L178 190L176 189V187H175ZM184 192H185V190L183 191V194H184ZM186 192H188V191L186 190ZM193 192L191 193L192 195L190 194L191 196L188 198V201L190 199L193 202V204L190 203V201L188 202V201L185 200L186 199V194H185V199H183L184 197L182 195V192L180 194V195H182L181 197H183L181 199L182 201L179 200L180 203L181 202L183 203V204L181 203L182 204V207H181L182 210L180 211L181 220L179 218V221H181V222H179L176 225V227L178 226L180 229L183 228V230H184V229H186L187 225H190V227H187V230H188V228H190V230H188V232L191 234V238L194 241H195V238L198 237V236L201 237L203 235L202 237L205 236V238H206L209 235L208 233L212 230L210 232V234L213 233L214 236L212 235V237H211L209 235L210 237H208V238L209 239L210 238L211 239L214 238L215 240H213V239L212 240L215 241L219 245L216 248L217 249H221L223 247V245L221 244L222 237L224 236L225 232H229L230 231V228H231L230 226L233 227L234 224L231 225L230 223L225 224V222L224 223L222 222L223 225H221V227L222 226H224V228L227 227L226 229L229 228V231H219L216 234L215 233V229H217L218 226L216 227L215 224L217 225L219 223V221L218 222L216 221L217 223L215 222V224H212V225L210 224L214 220L212 219V217H211V219L213 221L210 220V216H208V214H210V213H208V210H207L208 208L207 209H203V212H202V210L200 212L198 211L199 214H197V211H195V213L193 212L192 209L195 208V207H193V205H194V201L193 200L195 198L193 196L195 193H193ZM228 192L226 191V195H227ZM220 193H221V191H220ZM220 193H219L218 197L220 199H221V197H223L224 201L222 203L224 205H225V203L227 204L226 200H228L229 198L230 199L233 198V197L232 198L229 197L230 196L229 193H228V196H226V197H225L224 194H223V196L220 195ZM246 194H247V196H246ZM19 195H21V194H19ZM94 195H96V197H94ZM248 195H250V197L252 199H254V200L248 198ZM73 196L77 197V198H72ZM218 197L216 196V200L218 199ZM95 198L98 199V201H96ZM169 198H171V196L168 197V199ZM177 198L174 199L172 197L171 203H174V201L177 200ZM211 198H212V196H211ZM225 198H226V200H225ZM150 199H152V198H150ZM179 199H180V197H179ZM214 199L213 200L211 199V200L214 201ZM230 199L228 200V203H229ZM237 199H239V200H237ZM153 201H151V202H153ZM184 201L192 204L190 206V207H193L192 209H190L192 213H190V212L188 213L186 211L187 206H189V204H186ZM212 201H209V202H212ZM242 201L245 202V203H243ZM209 202L207 200L208 204H210ZM231 202L232 201H230V203ZM195 203H197L196 205L198 206V207L196 206V208L199 209V206L201 205L200 203H202V202L199 203V202L195 201ZM222 203H221V205H223ZM148 204H150V203H148ZM215 204L217 205L216 202H215ZM153 205L154 206H152V208L154 207V209L158 211V209L155 208L156 202H154ZM203 205H201V206L204 208ZM210 205H213V204H210ZM227 205H229V204H227ZM146 206L147 205L145 203L144 207H146ZM223 206H220V208L223 207ZM241 206H243V207H241ZM19 207H21V206H19ZM185 207H186V209H185ZM224 207H225V209H224ZM224 207L221 209V211H223V209H224V210H226L225 212H229V211H231V209L234 208L233 206H232L233 208L232 207L228 208V206L226 207V205ZM148 208L151 209L150 205H149ZM171 208H172V206H171ZM142 209H144V208L142 207ZM227 209H229V211ZM253 209H255V211H253ZM144 211H142V212H144ZM188 211H189V209H188ZM139 212H141V210ZM142 212L140 214L142 215L143 219H145L146 221L148 220L147 218H151V216H155V215H150V213H145V212L142 213ZM182 212H184L183 216L185 218L182 216V214H181ZM201 212L203 214H205L204 217H205L206 220L204 221V219H202L204 221V223H203V222L200 221L201 219H198L199 221L197 220V222L198 223L201 222L203 225L201 227L200 226L197 227V226L194 225V224L197 225V223L194 222L195 220L192 219V216L194 215L193 218L196 217L197 215L200 216ZM155 213H156V211H155ZM229 213H231V212H229ZM229 213L227 215H225V216L229 217L231 215ZM168 215H170V214H168ZM235 215H238V214L235 213ZM89 216H91L90 219H89ZM176 216L178 217L179 214L176 215ZM118 217L121 218L120 222H119L120 230L124 234L130 236L132 240H131V242H120V241L117 242V247L116 248H117V252H118L117 255H118L119 262L115 263L112 260L101 256V254L99 252V248L97 246V241H96L95 238L101 236V234H102L104 228L106 227V225L111 220L116 219ZM139 217H140V215H139ZM139 217L137 219H139ZM220 217H221V221H223L222 216H220ZM239 217H241V216H239ZM169 218H171V217H169ZM237 218H238V216H237ZM191 219H192V221H190ZM8 220H10L12 222L10 223ZM177 221H178V219H177ZM189 221L191 223H189ZM232 221L235 222V220H232ZM238 221L239 222H246V221H241L240 219H238ZM173 222H176V220L173 221ZM193 222H194V224H193ZM230 222H231V220H230ZM248 222H250V221H248ZM170 223H172V222L170 221ZM200 224H198V225H200ZM86 225H87V223H86ZM213 225H214L215 229H214ZM193 226H194V229H192ZM15 227H17V230L15 229ZM90 227H92V226H90ZM142 227H143V229H142ZM195 227L199 228V229H195ZM139 228H140V230H139ZM237 228L238 227H236V229ZM18 229H19L20 232L18 231ZM141 229L144 232L143 234H142ZM208 229H209V232H208ZM183 230H182V232H183ZM232 230H233V228H232ZM241 230H242V227H241ZM160 231H161V229H160ZM177 231H179V230H177ZM177 231H175V232H177ZM205 231H206V233L208 232L207 236H206V234H204ZM233 231L229 232V237H230V233L233 232ZM170 233H171V231H170ZM170 233H169V235H170ZM145 235H144V237H145ZM9 236L7 238H9ZM3 237H5V236H3ZM10 238H11V236H10ZM169 239L171 240V238H169ZM199 239L196 238V240H198V241H199ZM211 239L209 241H212ZM226 239L227 238H225V240ZM144 240L149 241L150 243L149 242L146 243V242H144ZM208 240H206V243H208ZM200 241H199V243H200ZM16 242H17V240H16ZM196 242L197 241H195V245H196ZM203 242H205V241L202 240V243ZM199 243H197V244H199ZM206 243H205V245H206ZM216 243L214 245H217ZM235 243H237V242H235ZM30 245L32 246L33 244H30ZM200 245H201V243H200ZM207 245L208 246L210 245V247H213L212 246L213 244H211V242H209ZM51 246L52 245H50V247ZM157 246H160V245H157ZM191 246H193V247H191ZM197 247H198V245H197ZM197 247H195L194 250ZM32 248H33V246H32ZM199 248H197V249H199ZM225 248H227V247H225ZM238 249H239V244H238ZM247 249H249V248H247ZM32 252L38 253L39 255H40V253L41 254L45 253V252H43V249L37 248V246L34 248V251H32ZM47 252L48 251L46 250V253ZM217 252L218 251H216V254H214V253L213 254L217 256ZM220 252H221V250H220ZM231 252H233V254H231ZM247 254H248V252H247ZM224 260H227V261H224ZM246 262H247V260H246ZM255 263L257 264V261ZM51 264H56V263H55V261H51Z\"/></svg>",
  "mask_w": 264,
  "mask_h": 264
},
{
  "label": "crops",
  "instance_id": "crops-1",
  "mask_svg": "<svg viewBox=\"0 0 264 264\" xmlns=\"http://www.w3.org/2000/svg\"><path fill=\"white\" fill-rule=\"evenodd\" d=\"M258 1L264 8V0ZM176 2L163 0V4L170 7L167 17L173 26L184 22L179 20ZM133 11V6H128L124 0H0V69H29L30 77L25 80L29 102L26 108L38 130L44 133L49 128L43 111L47 101L67 111H73L77 103L75 86L64 81L76 74L72 73L75 67L61 65L58 55L68 26L78 28L87 44L94 47L92 64L80 66L83 68L79 70L89 71L93 83L92 78L105 84L101 75L112 81L125 78L122 73L125 65L133 62V58L145 60L142 57L147 49L146 33L142 24L131 17ZM95 239L101 256L112 261L118 257L117 242H127L117 218ZM17 242L0 237V264H41L28 246ZM69 246L68 241L57 244L63 252ZM55 263L71 264L67 260L63 262L62 257H57Z\"/></svg>",
  "mask_w": 264,
  "mask_h": 264
},
{
  "label": "built area",
  "instance_id": "built-area-1",
  "mask_svg": "<svg viewBox=\"0 0 264 264\" xmlns=\"http://www.w3.org/2000/svg\"><path fill=\"white\" fill-rule=\"evenodd\" d=\"M20 76L24 77L25 73L20 72ZM31 237L33 242L43 249L44 258L41 264H49V261H55L57 254L55 247L50 250V245L56 246L58 243L67 241L76 235V227L71 220H64L60 212L47 211L32 219ZM48 248V249H46ZM46 250L48 251L46 253Z\"/></svg>",
  "mask_w": 264,
  "mask_h": 264
},
{
  "label": "trees",
  "instance_id": "trees-1",
  "mask_svg": "<svg viewBox=\"0 0 264 264\" xmlns=\"http://www.w3.org/2000/svg\"><path fill=\"white\" fill-rule=\"evenodd\" d=\"M128 242V241H127Z\"/></svg>",
  "mask_w": 264,
  "mask_h": 264
}]
</instances>
